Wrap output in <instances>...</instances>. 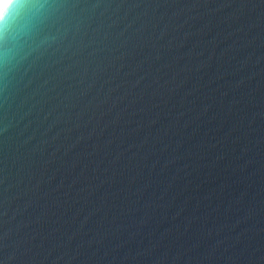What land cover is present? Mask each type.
Returning a JSON list of instances; mask_svg holds the SVG:
<instances>
[{"label": "water", "instance_id": "95a60500", "mask_svg": "<svg viewBox=\"0 0 264 264\" xmlns=\"http://www.w3.org/2000/svg\"><path fill=\"white\" fill-rule=\"evenodd\" d=\"M0 12V264H264V0Z\"/></svg>", "mask_w": 264, "mask_h": 264}, {"label": "snow or ice", "instance_id": "6c2138e0", "mask_svg": "<svg viewBox=\"0 0 264 264\" xmlns=\"http://www.w3.org/2000/svg\"><path fill=\"white\" fill-rule=\"evenodd\" d=\"M7 11V8L5 9V12ZM4 15H5V13H3V12H0V19H3L4 18Z\"/></svg>", "mask_w": 264, "mask_h": 264}, {"label": "bare ground", "instance_id": "6f19581e", "mask_svg": "<svg viewBox=\"0 0 264 264\" xmlns=\"http://www.w3.org/2000/svg\"><path fill=\"white\" fill-rule=\"evenodd\" d=\"M5 2H6V0H0V9L2 8V6L4 5Z\"/></svg>", "mask_w": 264, "mask_h": 264}]
</instances>
